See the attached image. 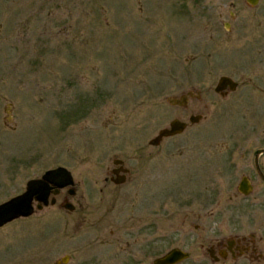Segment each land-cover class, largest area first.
I'll list each match as a JSON object with an SVG mask.
<instances>
[{
  "label": "rangeland",
  "instance_id": "obj_1",
  "mask_svg": "<svg viewBox=\"0 0 264 264\" xmlns=\"http://www.w3.org/2000/svg\"><path fill=\"white\" fill-rule=\"evenodd\" d=\"M239 22L264 39V0H0V203L60 165L82 200L0 228V264H153L174 247L215 264L210 242L243 231L238 185L257 181L264 132L260 59L225 50ZM228 74L241 86L223 96ZM175 118L187 129L151 146ZM115 158L132 180L102 190Z\"/></svg>",
  "mask_w": 264,
  "mask_h": 264
},
{
  "label": "flooded vegetation",
  "instance_id": "obj_2",
  "mask_svg": "<svg viewBox=\"0 0 264 264\" xmlns=\"http://www.w3.org/2000/svg\"><path fill=\"white\" fill-rule=\"evenodd\" d=\"M246 2L250 7H256L259 3L258 2L257 4L253 5L248 0H246ZM234 6L235 5H232V7ZM233 15L236 16L237 14L234 13ZM226 29L228 31H232V26L230 25V23H226ZM236 30L237 35L232 37L230 41V47L227 46L225 48L227 55L231 59L229 63L234 61V54L242 56L245 59H250L254 56L260 59L259 64L262 65L261 80L263 82V86L254 84L253 87V89L258 92V94L255 95L260 96V94H264V39H257L254 37L250 39H242L244 33L247 30L246 22H239V26L236 28ZM257 30V27H253L251 29L253 36H255ZM231 52L235 53L231 54ZM223 76L231 78L236 85L233 86L231 83H227L221 91H216L220 79ZM223 76L219 78L214 88L216 93L225 96L230 92L236 91L241 86L240 82L234 78V75L228 74ZM183 96H187V104H176V106L187 107L189 104V99L194 98L196 96V92L191 90L186 94H182L174 98L181 99ZM190 123L195 124L192 123L191 120ZM170 137H165L159 145L149 144L151 146L158 147L165 139ZM257 143L258 146L253 152V159L251 160L249 158L246 163L248 167L254 166V168H252V171H255L257 175V181L253 182V180L249 176L242 177V179L245 178L248 181L249 186L251 187L248 193H241L244 198V208L246 211V213L242 216V218H244L243 231L241 232L240 236H235V238L223 237L210 242L206 250L208 251L210 260L215 264H264V132H262V134L258 136ZM256 152H259V154L257 155ZM113 164L114 167L108 169L102 178V190L119 191L123 186L128 185L132 180V176L134 175L133 169L126 165V161L124 159L115 158L113 160ZM155 176V174L150 173V180L153 181ZM73 180L74 182L72 184L60 189L59 193L56 195V203L52 206H56L59 204L62 208H64L71 214H77L79 212V204L82 203V200H79L81 198L78 197V181L75 180L74 176ZM150 185H153V182H151ZM255 185L258 186L256 192H254ZM53 196L54 195L52 194L51 198ZM114 234L116 235V233ZM58 264L64 263L61 261L58 262Z\"/></svg>",
  "mask_w": 264,
  "mask_h": 264
},
{
  "label": "water",
  "instance_id": "obj_3",
  "mask_svg": "<svg viewBox=\"0 0 264 264\" xmlns=\"http://www.w3.org/2000/svg\"><path fill=\"white\" fill-rule=\"evenodd\" d=\"M248 1L255 5L260 0ZM227 83H231L233 86L236 85L231 78L223 76L220 79L216 91H221ZM168 102L172 105H186L187 96H183L181 99L170 97L168 98ZM200 119V115L191 116L190 118L192 123H197ZM187 126V122L180 119H174L170 122L169 127L159 130L157 136L151 139L149 143L151 145H159L165 137L183 133ZM256 153L257 155L259 154V152ZM73 182L74 180L71 171L64 166L49 169L42 175V177L29 180L27 182L26 190L23 193L0 203V228L18 218L30 217L37 210H43L44 207L54 205L56 203V195L59 193L60 189ZM238 189L242 193H248L251 187L249 186L248 181L243 178ZM52 194L54 196L51 198ZM35 203L37 204L35 205ZM189 257L190 253L188 251L175 247L164 255L155 258L153 264H178Z\"/></svg>",
  "mask_w": 264,
  "mask_h": 264
}]
</instances>
